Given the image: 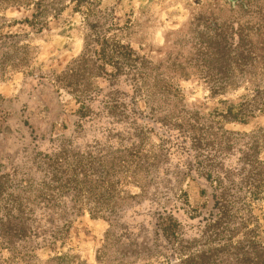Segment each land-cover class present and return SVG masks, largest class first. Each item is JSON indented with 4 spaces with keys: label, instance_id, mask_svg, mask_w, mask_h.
Masks as SVG:
<instances>
[{
    "label": "rangeland",
    "instance_id": "374dc122",
    "mask_svg": "<svg viewBox=\"0 0 264 264\" xmlns=\"http://www.w3.org/2000/svg\"><path fill=\"white\" fill-rule=\"evenodd\" d=\"M260 248L264 0H0V264Z\"/></svg>",
    "mask_w": 264,
    "mask_h": 264
},
{
    "label": "trees",
    "instance_id": "16d2710c",
    "mask_svg": "<svg viewBox=\"0 0 264 264\" xmlns=\"http://www.w3.org/2000/svg\"><path fill=\"white\" fill-rule=\"evenodd\" d=\"M114 64L112 65V67L115 69L116 72L122 71V65L121 64H117L116 62H113ZM127 64H125L124 67H126ZM134 71L135 67L131 66L130 67V71ZM54 181H55V176H54ZM55 186H51L52 184H47L49 185L47 188H41L44 189L42 191H44V196L37 198V202L38 204L42 205L44 208L50 210L54 207H56L57 201L58 199L63 197V192L61 191V188H59L57 182L55 181ZM45 185V186H47ZM40 189V190H41ZM31 204V200L27 201V200H21L20 201V208L22 209L21 215H24V212L27 210L26 208H28V205ZM121 206H116L115 208V212H117L119 210ZM66 227V225H65ZM248 255V254H247ZM245 255L244 256V261L243 264H249V259L248 256ZM255 264H264V251L262 248H260V250L255 254Z\"/></svg>",
    "mask_w": 264,
    "mask_h": 264
}]
</instances>
